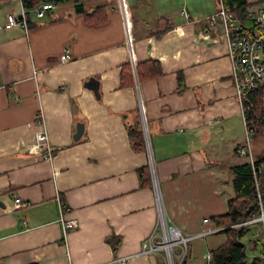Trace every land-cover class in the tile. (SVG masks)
Here are the masks:
<instances>
[{
  "label": "crops",
  "instance_id": "obj_1",
  "mask_svg": "<svg viewBox=\"0 0 264 264\" xmlns=\"http://www.w3.org/2000/svg\"><path fill=\"white\" fill-rule=\"evenodd\" d=\"M79 1L86 10L104 6L107 22L86 23L69 0L40 18L29 10L27 33L0 29V264H116L127 255V264L163 263L159 254H140L157 222V202L153 185L139 187L135 172L149 164L148 154L133 152L127 137V124L142 129L139 97L162 210L196 236L183 264H206L204 254L226 240L211 218L225 212L230 167L240 163L226 147L244 135L216 0H122L128 36L121 0ZM20 7V0L0 5V25L8 13L19 18ZM131 59L158 61L162 75L120 87V66ZM90 78L98 81V97L84 86ZM77 123L83 132L75 141ZM41 129L49 161L30 147ZM263 140L251 145L254 158L264 157ZM208 142L210 152L203 149ZM16 197L22 206L15 207ZM61 216L77 227L63 233ZM261 226L252 239L264 253Z\"/></svg>",
  "mask_w": 264,
  "mask_h": 264
},
{
  "label": "trees",
  "instance_id": "obj_2",
  "mask_svg": "<svg viewBox=\"0 0 264 264\" xmlns=\"http://www.w3.org/2000/svg\"><path fill=\"white\" fill-rule=\"evenodd\" d=\"M8 0H0L1 2ZM23 8L27 12L40 3L51 2L58 4L69 0H20ZM76 2L74 5L75 11L83 15L86 23L92 25H101L107 22V14L105 7L98 5L91 10L83 8L79 0H71ZM263 0H260L261 2ZM258 3V2H257ZM217 11L222 8L225 10L233 22L244 26L248 19L246 17L247 11L255 3H249L246 0H216ZM188 10V9H187ZM216 11V12H217ZM189 13V11H188ZM192 18L189 14V19ZM188 19V20H189ZM170 29V26L164 27L157 31V35H161ZM134 65V66H133ZM131 64L130 60L124 61L120 66L119 85L120 87H134L135 78L137 83L141 85L145 81L156 79L162 75V70L158 61L147 59ZM178 84H181V77H177ZM242 106L247 116L246 123L254 129L255 133L264 132V104L262 95L259 91H245L242 95ZM125 118V115H122ZM127 137L130 148L135 153L145 152L146 145L143 131L139 123L127 124ZM237 144L233 148L235 157H239L236 150ZM230 167L233 173L231 179V187L233 196L226 200V210L222 214L212 216L211 220L217 227H222V232L225 233L226 240L210 251V258L206 264H264V253L260 252V256L248 260L246 250L249 244L255 246L257 238L248 239V243H244L242 239L248 235H256V227H260L262 235L261 223L255 222L250 225L242 224L244 221L255 218L259 215V208L257 205L258 197H260L264 206V157L255 158L253 165L246 159L239 161ZM253 171H256L257 187L255 186V179L253 178ZM139 187H150L152 185L151 174L148 165H143L135 169ZM260 238V237H258ZM111 246L115 250L119 244V239L113 237L110 239ZM251 242V243H250ZM189 243L187 245V251ZM264 249V244H263Z\"/></svg>",
  "mask_w": 264,
  "mask_h": 264
},
{
  "label": "built area",
  "instance_id": "obj_3",
  "mask_svg": "<svg viewBox=\"0 0 264 264\" xmlns=\"http://www.w3.org/2000/svg\"><path fill=\"white\" fill-rule=\"evenodd\" d=\"M121 5L125 16V32L128 36L129 32L127 27L126 5L122 0ZM53 8V3L43 2L34 7L32 10L35 15L40 18L44 15L45 11L51 10ZM26 13L27 10L21 5L20 17L16 18L11 13H8L5 17L4 23L0 25V29L18 26L27 33L28 28ZM180 14L182 15V17H184L185 20L189 19V13L186 7L183 6L180 9ZM217 15L218 17H220L223 24L227 53L232 65V79L234 83L235 94L241 106V117L245 133L244 143L243 145L237 147L236 152L239 157L247 159L250 164L253 165V161L255 159L253 157L251 145L254 136V129L246 123L247 116L242 106V95L245 91H259L262 95V101L264 104V0L255 3L254 6L248 9L246 17L248 21L252 23L250 26H240L234 23L230 15L222 8L217 11ZM206 20L209 23L213 22L214 15L209 16L208 18H206ZM68 56L69 55L67 51H64L59 57L60 61H67L69 58ZM133 63L134 62L131 59V64L133 65ZM30 147L34 152H42L44 150V153L41 155L44 161H49L53 156V153L49 149V146L47 144L45 129H41L35 133L34 141L30 145ZM151 178V181L153 183L152 185L155 190L154 176L151 175ZM253 178L255 179V186L257 187L256 171H253ZM157 199L158 195L156 193V202ZM14 205L15 207H20L23 205V203L19 198L16 197L14 198ZM257 205L259 208V215L255 218L244 221L242 224L250 225L252 223L258 222L264 226V206L260 197H258ZM159 219L163 225V222L160 218L159 206L157 204V222L152 231L144 239L141 249L142 252L140 254H159L162 257L164 264H183L188 252V242H190L196 236L186 234L173 225L168 226L166 222L168 229L172 228L179 231V234L173 238H170L168 236L171 240V244L166 247L164 230L162 229V232L160 231V229L159 231L157 230ZM58 220L60 222V227L63 233H67L68 230H70L71 228H75L78 225L75 219H64L61 216ZM207 221L208 219L203 220V222ZM205 234H207L206 231H203L201 233L202 236ZM180 243H185V249L179 245ZM210 254V252L204 254L203 257L206 259V262L209 261ZM131 258L132 255L121 256L117 257L115 259V262L116 264H127L129 263Z\"/></svg>",
  "mask_w": 264,
  "mask_h": 264
},
{
  "label": "rangeland",
  "instance_id": "obj_4",
  "mask_svg": "<svg viewBox=\"0 0 264 264\" xmlns=\"http://www.w3.org/2000/svg\"><path fill=\"white\" fill-rule=\"evenodd\" d=\"M11 1H16V0H8V1H4V2H1L0 3V5H5L6 3H9V2H11ZM127 21H128V19H127ZM252 23L250 22V21H248V22H246L245 23V25L246 26H250ZM139 115H140V123H141V126H142V130H144V129H147V132H146V134L148 135V128H147V124H146V120H145V117L142 119V117H141V113H140V109H139ZM241 123H242V121H241ZM242 125V124H241ZM145 127V128H144ZM242 130H243V132H244V126H243V128H242ZM143 135L145 136V134L143 133ZM237 136H239V135H236V136H234L233 137V139L230 141V143H228V145H227V147H226V149H227V151H229L230 153H232V151H233V147H235L238 143L240 144H243L244 143V140H245V133H244V135H243V133H242V136L239 138V141L238 142H236V141H234L235 140V138L237 137ZM258 137H260V138H264V132L263 133H255L254 134V136H253V141H252V144L256 141V139H258ZM237 143V144H236ZM263 144H264V140H263ZM221 146H223L222 144H220V145H218V147H221ZM217 147V148H218ZM203 149L205 150V151H209L210 152V144H209V142L208 143H206V145H205V147L203 146ZM218 151H220V150H218ZM219 153V155L220 156H222V154H221V151L220 152H218ZM256 155L254 154V152H253V157H255ZM245 158H241V159H237L236 160V162H239V161H242V160H244ZM255 159V158H254ZM246 160V159H245ZM229 188H230V191H231V193H232V190H231V183H229ZM164 219L166 220V222H167V224H168V226H172L173 224H171V223H169V220L166 218V216L164 217ZM167 226V227H168ZM173 226H175V225H173ZM163 227V225H162V223H161V221H160V219H159V222H158V228H157V230L159 231V229H160V231L162 232V228ZM176 227V226H175ZM208 231L209 230H207L206 231V233H208ZM161 232H160V234H161ZM256 234H257V237H260V235H261V229H260V227L258 226V227H256ZM253 237V235H251V234H248L246 237H244L243 239H242V241L244 242V243H248V239L249 238H252ZM189 243V242H188ZM262 243H261V241L260 242H258L257 243V245H256V249H254V250H251L249 247L247 248V250H246V254H247V257H248V260L249 261H251L252 260V258L254 257V256H257V255H259L260 254V251H261V249H262V245H261ZM180 246H182L184 249H185V243H180L179 244ZM189 257V254H187V256H186V260H187V258ZM163 261V260H162ZM162 264H164V263H162Z\"/></svg>",
  "mask_w": 264,
  "mask_h": 264
},
{
  "label": "water",
  "instance_id": "obj_5",
  "mask_svg": "<svg viewBox=\"0 0 264 264\" xmlns=\"http://www.w3.org/2000/svg\"><path fill=\"white\" fill-rule=\"evenodd\" d=\"M134 66V65H133ZM85 87H87L88 89L92 90L94 95L96 97H98V81L95 80L94 78H90L88 79L85 84H84ZM135 87L137 88L138 87V83H137V80L135 78ZM139 109H140V113H141V117L142 119L144 118V114H143V106H142V102H141V99L139 97ZM145 128V127H144ZM143 131V130H142ZM82 132H83V124L82 123H77L76 124V127H75V132L73 134V139L76 141L78 140L81 135H82ZM147 132V129H144V134H145V145H146V153L148 154V157H149V170H150V174L153 175L154 174V178H155V169H154V161H153V158L151 156V151H150V145H149V139H148V135L146 134ZM152 180V178H151ZM154 183H155V191L156 193L158 192V189H157V184H156V178L154 180ZM153 184V183H152ZM154 188V187H153ZM159 196V195H158Z\"/></svg>",
  "mask_w": 264,
  "mask_h": 264
},
{
  "label": "bare ground",
  "instance_id": "obj_6",
  "mask_svg": "<svg viewBox=\"0 0 264 264\" xmlns=\"http://www.w3.org/2000/svg\"><path fill=\"white\" fill-rule=\"evenodd\" d=\"M153 176H154V174H153ZM154 180H155V178H154ZM157 195H158V192H157ZM157 204L159 206L160 218H161V220L163 222V230H164L165 241H166L165 245H166V247H168L171 244V240L169 239V237L170 238L175 237L176 235L179 234V231L177 229H172V228L168 229V227L166 225V221L164 219L165 214H164V212L162 210V205H161V201L159 199V196H158V199H157Z\"/></svg>",
  "mask_w": 264,
  "mask_h": 264
}]
</instances>
